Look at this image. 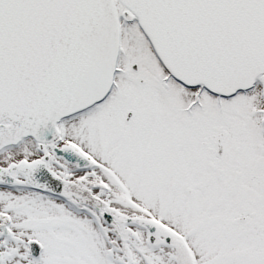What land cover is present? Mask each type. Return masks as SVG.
Segmentation results:
<instances>
[{
    "label": "snow or ice",
    "instance_id": "obj_1",
    "mask_svg": "<svg viewBox=\"0 0 264 264\" xmlns=\"http://www.w3.org/2000/svg\"><path fill=\"white\" fill-rule=\"evenodd\" d=\"M0 264H264V0H0Z\"/></svg>",
    "mask_w": 264,
    "mask_h": 264
}]
</instances>
